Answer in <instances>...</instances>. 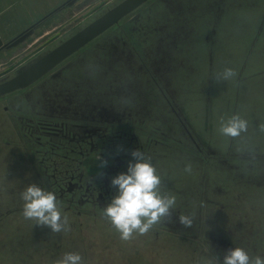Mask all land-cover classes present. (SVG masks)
Listing matches in <instances>:
<instances>
[{
    "label": "flooded vegetation",
    "instance_id": "1",
    "mask_svg": "<svg viewBox=\"0 0 264 264\" xmlns=\"http://www.w3.org/2000/svg\"><path fill=\"white\" fill-rule=\"evenodd\" d=\"M192 1L177 0L169 3L168 11L159 18L160 11L155 9L159 5L154 0L130 17L128 21L131 18L132 21H127L126 26L124 21L55 72L82 56L67 70L56 74L51 80L46 77L27 90L0 99V109L3 108L0 119V212H6L0 214V223L9 219L11 211L8 209L12 208L10 205L13 203V199L4 193L8 189L7 185L13 183L12 189H17V209L12 208L14 213L23 207L20 193L26 188L24 171L27 168L30 184L49 188L58 195L60 202L66 201L70 205L77 203L84 210L97 209L103 212L111 199L118 194V187L111 185V179L121 172H127L128 164L135 163L131 152L140 149L156 166L162 178V191L170 192L177 198L176 210L171 216L172 222L155 225L157 229H161L163 234L167 230L175 237L182 235L185 239L190 234H205L206 244L213 242L211 252L216 264V257L222 262L226 253L219 243L230 248L242 247L251 256H255L254 253L261 254V249L264 253V235L260 231L245 234L242 232L243 224L235 226L230 223L231 217L235 220L239 212L243 211L237 197L242 199L244 192L247 193L246 202L251 210H264V207L256 208L252 205L255 204L254 201L264 200V131H261V126H264V94H214L213 97L223 105V110L214 112L211 94H206L205 99L209 97L208 107H211L207 114L208 124L209 119L212 123L201 124V118L195 112L190 117L191 121L195 120L192 126L186 120L182 103L171 99V94L180 96L179 94L184 93L180 86L172 85L177 82L174 78L178 65L183 67L190 64L189 59L194 55V50L199 49L196 45L188 48L179 46L184 35L195 34L194 39H197L192 23L200 16L191 10ZM236 2L239 3L237 0ZM175 9H178L177 17L172 14ZM221 15L215 13L216 17ZM263 29L264 17L260 31ZM256 43L252 44L247 54L260 52L261 47L255 45ZM212 44L213 41L210 50H213ZM173 51L178 55V60L174 58L176 66L169 71L173 76L158 75L155 66H165L171 62L160 58L161 53L169 56ZM186 56L189 58H185ZM103 64L106 70L101 66ZM139 64L147 69L145 82L149 78L151 82H148L152 83L151 86L148 82V85L145 84L144 92L148 94L155 85L163 96L160 110H154V102H146L145 106L138 107L133 97L128 95L132 92L120 90L123 82L131 81L132 77L121 72L119 66H127L130 70V67ZM246 68L245 66L242 69V73ZM261 78L259 87L264 91V75ZM161 79L163 88L159 86ZM249 79H252L251 76H247L244 81ZM45 94H53L50 95L52 101ZM73 94L81 96L75 98ZM48 101L55 105L48 106ZM86 101L92 104L100 101L109 103V113L104 112L103 109H108L105 107L96 109L89 104L90 107H86ZM144 108L143 115L136 116L135 112ZM77 111H80L78 113L82 114L84 120L73 114ZM236 113L248 121V132L235 140L221 137L218 133L220 118ZM166 114H170V117ZM64 115L79 119H66ZM207 117H203L205 122ZM15 125L20 129L18 138L16 132H12ZM22 141L27 147L20 146ZM221 142L228 143V148L222 146ZM235 142L238 144L234 145ZM222 149H226L227 153L221 154ZM11 150L14 153H10ZM17 151L22 154H15ZM95 154L100 160L107 161L106 168L101 176L86 181L83 163ZM25 160L30 162L31 167H25ZM189 162L192 170L186 172L185 165ZM238 162L242 164L236 166ZM6 163H10L7 168ZM222 169L231 176L229 181L237 195L231 187L218 186L221 181L215 179L214 172ZM2 174L7 178L4 179ZM234 196L236 198L233 200ZM66 210L63 212L66 213ZM202 210H206L205 216L202 215ZM99 212L95 213L100 215L96 216L98 220L112 226ZM181 213L194 216L192 227L186 228L179 223L178 217ZM213 217L216 221H213ZM224 224H228V231L224 230ZM148 234L154 239L153 237L158 238L160 232ZM246 242L254 244L251 245L254 253L252 249H247Z\"/></svg>",
    "mask_w": 264,
    "mask_h": 264
},
{
    "label": "water",
    "instance_id": "2",
    "mask_svg": "<svg viewBox=\"0 0 264 264\" xmlns=\"http://www.w3.org/2000/svg\"><path fill=\"white\" fill-rule=\"evenodd\" d=\"M153 1L154 0H121L116 4H113L110 8L101 11L80 30L22 65L13 74L0 79V99L27 90L46 77L51 80L56 74L59 75L60 72L67 70L82 56H78L75 60L68 63L62 70L55 72L64 63L72 59L75 55L79 54L112 29L120 26L124 21H126V24L124 25L126 26L130 23L129 21H132V18L128 21L130 17ZM174 1L176 2L177 0H157L159 6L155 9L160 11L159 18L168 11L167 6L169 3H174ZM237 1L239 3H237L236 0H193L190 5L192 8L191 10H194V14L200 16L195 19V23H192L195 28L197 39H194L195 34L184 35L183 39L180 41L181 44L179 42V46L188 48L196 45L199 49L197 51L196 49L194 50V55L189 59L190 64H185L183 67L178 65V72L176 73V78H174V81L177 82H173L172 84L173 87L180 86L184 91L183 94L186 95L179 94L180 96H175V94H171V99H177L182 103L187 116L186 120L191 126L195 120L191 121L190 117L200 107H196L198 105L197 99H200L199 97L203 94H213V84L217 87L215 92L218 94H264V91H261V88L259 87V82L262 81L261 76L264 75V49H262V45H264V29L260 31V26L264 17V0ZM76 2L77 0H71L66 5L72 6ZM156 10L155 13H157ZM177 10H173L172 14L176 15ZM233 12H236V14ZM215 13H221L222 15L216 17ZM177 16L178 15H176V17ZM236 16L239 18H235ZM40 23L32 26L7 44H3V42L0 41V52L11 50L25 43L31 36H33L35 29ZM173 26H175V24ZM212 41L213 50H210ZM255 42H257L255 45L258 44V46L261 47L260 52L257 53V51H255L253 55L247 54L251 50L252 44ZM174 52L175 51L169 56L165 53H161L160 58L170 60L171 62H168L165 66L162 64H160V66H155V71L158 75H165V77L168 74L172 75L169 71L170 69L173 70L176 66L175 59L178 60V55ZM185 58L189 57L186 56ZM139 65L130 67V70L127 69V66H119L121 69L116 66L125 75L132 77V80L130 77L131 81H128L129 83L123 82L120 90L128 93L132 92V94L128 95L133 97L136 106L142 107L146 105V102H154L156 103L154 110H156V108L160 110L159 108L163 105V96L159 93V89L155 85L152 86V90L150 89L148 94L144 92V88L146 87L145 84L148 81L151 82V79L147 78V82H145V76L148 74H146L147 69H145L144 65ZM101 66H104V70H106L104 64ZM245 66L247 67V70H244L242 73V69ZM226 67L233 68L237 73L236 76L227 82L216 83L214 81L216 74L222 72ZM131 68H138V70H132ZM247 76H251L252 79L244 81ZM149 84L151 86L152 83ZM159 86L162 88L164 87L162 79L160 80ZM45 95H47L52 101L50 95L53 94ZM79 95L81 96V94H73L75 98ZM41 96H43V94H41ZM212 99L213 112L214 110L223 109L221 102L219 103L214 97ZM51 101H48L47 105L49 106L51 104L53 107L55 103ZM86 102V107L91 106L96 107V109L99 107H105L108 109H103L104 112L109 113V107H111L109 103H104L103 101L96 104H92L89 101ZM204 106L206 107V116H204L207 117L209 112L208 109L211 107H208V104L205 103ZM78 112L80 111L73 114L82 119V114ZM144 112L145 108L139 112H135V114H137L136 116H139L143 115ZM196 114L198 115L199 112H196ZM167 116L170 117V114ZM63 117L79 119L77 117H72L71 115H64ZM169 125L171 126V124ZM169 125L166 126L169 128ZM47 241V239H44V243ZM207 244L210 245V248L213 247V242H208ZM219 244L226 251L230 249V247H226L224 243ZM216 250L217 249L215 248V251ZM211 251L213 252V248H211Z\"/></svg>",
    "mask_w": 264,
    "mask_h": 264
},
{
    "label": "rangeland",
    "instance_id": "3",
    "mask_svg": "<svg viewBox=\"0 0 264 264\" xmlns=\"http://www.w3.org/2000/svg\"><path fill=\"white\" fill-rule=\"evenodd\" d=\"M102 1L103 2L98 5L96 9L83 12V16L80 13L70 20H65L67 22L63 23L64 26L60 28V30H62H59L60 32L58 31V34L56 35L52 33L50 36L45 37L42 34H39L40 28L38 27L35 29L33 36H31L25 43L11 50L1 51L0 78L13 74L22 65L36 58L51 46L56 45L63 39L74 34L96 17L101 11L110 8L113 4H116L121 0ZM61 25L62 24H60L59 27ZM16 37L17 36L2 42L3 44H7ZM37 37L40 39V42L32 44L31 40H34ZM215 87V84H213V94L219 96L222 95L215 92V89H217V87ZM213 94L210 95L211 98H213ZM205 96L206 94H203L199 97L200 99H197V107H200L196 112H199V117L201 118H199L200 123L209 125L212 123V120L209 119L208 124V118L206 120L207 123L203 119L206 111L204 103L208 104L209 100V97L207 96L206 100ZM2 109L3 108L0 109V119L3 116ZM12 132H16L18 138V132H20V129L17 125L12 128ZM216 136L221 138L219 135ZM220 144L222 146L225 145V148H228V143L224 144L221 142ZM236 144H238V142L234 143V145ZM20 146L27 147V144L23 142ZM12 150L10 153H14ZM222 150L221 154L227 153L226 149ZM18 153L22 154L19 151L15 154ZM236 161L239 160L237 159ZM103 162L104 160H100L99 156L95 154L83 163V168L86 171V181L103 174L106 168V164H103ZM242 162L236 163V166H240ZM19 163L16 165L19 166ZM34 163L37 165V162L34 161ZM244 163L245 165H248L247 162ZM7 165H10V163L5 164L6 168ZM25 167H31L28 160H25ZM42 170H44L43 165ZM27 171H29L28 168L24 171V173H26V187L30 184V180L28 181L27 178ZM50 174L52 175V173ZM214 174L215 179L221 181L218 186L231 187V190L237 195L229 181L231 176L227 174L225 170H216ZM3 176L4 179L7 178L5 175ZM14 183L16 185L15 181ZM7 187L8 189L7 191L4 190V193L6 192V194L13 199V203L10 207L17 209V189H12L13 183L9 186L7 185ZM48 189L49 188L45 187V190ZM48 191H50V189ZM245 193L246 192H244L242 199L237 197L238 204L243 208V211L239 212V215L235 220L231 217L230 223L235 226H237V224H243L242 232L245 234L246 232L253 231L256 233L260 231L262 235H264V210H251L246 202L248 197L246 196L247 193ZM68 194V197L70 198V193ZM234 198H236V196L232 197L233 200ZM254 203L255 204L252 205L256 208L264 207V200H257L254 201ZM68 204L69 203L66 201L63 203L61 202L62 209H67V212H63V214L68 218L69 230L61 233L52 232L53 234L49 228L35 226L33 221L26 220L22 215V209L18 210L19 212L15 214L13 209L9 208L8 210L11 211L9 219L0 223V264H55V261L60 259L66 252H79L83 258V264H204L205 261H208V264H216L209 247L210 245L206 244L205 240L207 239H205V234L202 236L199 234H197V236L190 234L185 239L182 235L181 237H175L167 230H165L166 233L163 234L161 229L159 230L157 229V226H154L149 233L154 235L155 233L160 232L158 238L153 237L154 239H151L147 233L143 236H137L130 241H122L119 237V233L114 227L98 220L97 217L100 216L97 215L99 210L85 209V211L80 205H77V203L71 205ZM1 213L6 212H0V214ZM99 213L103 214V212ZM206 213V210H202V215L205 216ZM96 220L98 222H96ZM213 221H216L214 217ZM222 226L224 230H229L228 224ZM46 228L47 232L45 233ZM44 239H47L48 241L44 243ZM246 243L247 249H252V253H254L255 251L251 246L254 244ZM206 245H208V247H206ZM262 246L264 248V243ZM260 253L261 254L259 255H264L262 249L260 250ZM254 254L256 255V253Z\"/></svg>",
    "mask_w": 264,
    "mask_h": 264
},
{
    "label": "clouds",
    "instance_id": "4",
    "mask_svg": "<svg viewBox=\"0 0 264 264\" xmlns=\"http://www.w3.org/2000/svg\"><path fill=\"white\" fill-rule=\"evenodd\" d=\"M236 74L233 68L226 67L216 74L214 81L227 82ZM248 128V121L236 113L220 118L218 133L223 138L235 140L247 133ZM261 131H264V126H261ZM131 155L135 163L130 162L127 172H121L111 179V185L118 187V194L103 209V215L122 241L143 236L155 225L171 223L172 213L177 206L176 196L162 191V178L151 158L146 157L140 149L132 151ZM184 170L191 172L190 162ZM20 197L23 201L22 215L26 220L33 221L35 226L47 227L53 233L69 230L68 218L63 214L61 202L54 192L31 183L20 193ZM178 219L186 228L193 226L192 215L181 213ZM216 260L217 264H264V255L251 256L244 248L234 247L226 251L222 262L218 257ZM55 264H83V258L79 252H66ZM204 264H208V261Z\"/></svg>",
    "mask_w": 264,
    "mask_h": 264
},
{
    "label": "crops",
    "instance_id": "5",
    "mask_svg": "<svg viewBox=\"0 0 264 264\" xmlns=\"http://www.w3.org/2000/svg\"><path fill=\"white\" fill-rule=\"evenodd\" d=\"M70 1L0 0V41L18 36L40 22L42 23L38 26L39 34L45 37L52 33L56 35L64 26L63 23L67 22L65 20H70L75 15L88 10H94L103 2L102 0H77L74 5L67 6L66 4ZM60 24L62 25L59 27ZM31 41L32 44H37L40 39L37 37Z\"/></svg>",
    "mask_w": 264,
    "mask_h": 264
}]
</instances>
